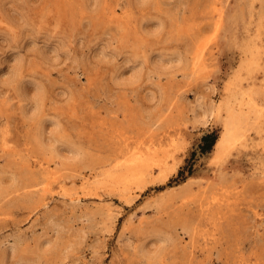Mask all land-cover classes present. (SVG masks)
Instances as JSON below:
<instances>
[{"label": "rangeland", "instance_id": "374dc122", "mask_svg": "<svg viewBox=\"0 0 264 264\" xmlns=\"http://www.w3.org/2000/svg\"><path fill=\"white\" fill-rule=\"evenodd\" d=\"M263 108L264 0H0V264H264Z\"/></svg>", "mask_w": 264, "mask_h": 264}, {"label": "bare ground", "instance_id": "6f19581e", "mask_svg": "<svg viewBox=\"0 0 264 264\" xmlns=\"http://www.w3.org/2000/svg\"><path fill=\"white\" fill-rule=\"evenodd\" d=\"M112 12H114V11H112ZM111 12V13H112ZM115 13V12H114ZM253 103V102H252ZM255 103V102H254ZM253 103V104H254ZM252 104V105H253ZM255 106V105H254ZM252 107V106H251ZM256 107H258V105L256 106ZM261 107V106H260ZM231 108V107H230ZM253 108V107H252ZM259 109H262V107L261 108H259ZM259 109H258V111H259ZM264 109V108H263ZM257 112V111H256ZM236 115L233 113V112H231V111H227V115H226V117H225V119H224V121H223V126H222V130H221V132H220V134H219V136L217 137V139H216V141H215V143H214V154H215V156L216 157H218L219 155H220V152H221V150L223 149V148H226V147H228L230 144H232L233 143V141L236 139V137H237V134H236V131H235V128H237V127H235V120H236ZM243 135V134H242ZM239 136V135H238ZM130 149V148H129ZM148 149V148H147ZM137 151H139L138 149H136ZM130 151V150H129ZM129 151H126V152H129ZM136 151V152H137ZM149 151V150H148ZM153 151V150H152ZM156 151V150H155ZM131 152V151H130ZM132 152H133V150H132ZM141 152V155H142V151H140ZM151 152V151H150ZM149 152V153H150ZM156 153V152H155ZM126 154V153H125ZM131 154V153H130ZM129 154V155H130ZM145 154V153H144ZM150 154H154V153H150ZM128 155V154H127ZM137 156H140V155H138V152H137V154H136ZM146 155V154H145ZM123 156V155H122ZM149 156V155H148ZM147 156V157H148ZM154 156V155H153ZM156 156V155H155ZM128 157V156H127ZM141 157V156H140ZM142 157H144V155H142ZM141 157V158H142ZM151 157V156H150ZM157 157V156H156ZM135 158V157H134ZM122 159V158H121ZM128 159H130L129 157H128ZM145 158H143V160H144ZM147 159V158H146ZM150 159V158H149ZM124 160V159H123ZM126 160V159H125ZM114 162V161H113ZM115 163V162H114ZM117 163V162H116ZM129 163V162H128ZM127 163V164H128ZM131 164H132V162H130ZM120 164V163H119ZM125 164V163H124ZM130 164V165H131ZM135 164V163H134ZM118 165V164H117ZM126 166V165H125ZM133 166V165H132ZM145 166V165H144ZM120 167H122V166H120ZM142 167H143V165H142ZM140 165H139V170L142 168ZM146 167V166H145ZM147 167H151L150 165L148 166L147 165ZM110 168V167H109ZM118 168V167H117ZM123 168H126V167H124L123 166ZM136 168V167H135ZM154 168H156V167H154ZM159 168V167H158ZM174 168V167H173ZM151 169V168H150ZM130 170V169H129ZM143 170H146V169H143ZM152 170V169H151ZM154 170V169H153ZM173 170V169H172ZM128 171V170H127ZM131 171H132V169H131ZM121 172V171H120ZM130 172V171H129ZM135 172H137V171H135ZM151 172V171H150ZM168 172V171H167ZM139 173H140V171H139ZM144 173V172H143ZM149 173V172H148ZM162 173V175H163V177H165L166 176V172L164 173V172H161ZM171 173V172H170ZM123 174V173H122ZM127 174V173H126ZM141 174H142V172H141ZM128 176H130V175H128ZM143 176V175H142ZM127 177V176H126ZM144 179V178H143ZM123 180V179H122ZM138 180H140V179H138ZM137 180V181H138ZM142 180V179H141ZM140 180V181H141ZM124 181V180H123ZM65 183V182H64ZM128 183V182H127ZM129 194V193H128ZM125 195V194H124Z\"/></svg>", "mask_w": 264, "mask_h": 264}, {"label": "trees", "instance_id": "16d2710c", "mask_svg": "<svg viewBox=\"0 0 264 264\" xmlns=\"http://www.w3.org/2000/svg\"><path fill=\"white\" fill-rule=\"evenodd\" d=\"M216 133L214 131H210L205 133L202 137H201V141L198 144V149L200 151V153L204 154L208 151H210L212 145L214 144L215 140H216ZM195 151H192L191 154V158H193ZM184 167H182L179 171H178V175H180L183 171ZM187 169V174H190L191 172V162L188 163V165L186 166ZM169 183V182H168Z\"/></svg>", "mask_w": 264, "mask_h": 264}]
</instances>
